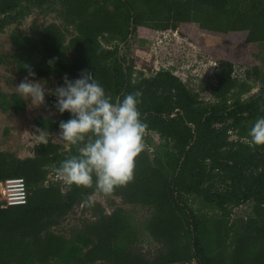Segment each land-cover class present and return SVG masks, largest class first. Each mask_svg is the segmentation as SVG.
Instances as JSON below:
<instances>
[{
    "label": "trees",
    "instance_id": "trees-1",
    "mask_svg": "<svg viewBox=\"0 0 264 264\" xmlns=\"http://www.w3.org/2000/svg\"><path fill=\"white\" fill-rule=\"evenodd\" d=\"M33 9L56 11L59 22L34 26L30 37L15 39L21 72H34L35 79L66 73L75 79L88 70L114 100L142 93L138 107L147 146L135 160L134 180L110 195L152 208L145 225L158 246H140L122 207L108 214L98 207L97 220L71 236L56 232L76 205H89L99 192L94 185L49 178L81 146L47 139L30 156L0 150V182L23 177L27 192L23 204L0 201V264H264V145L248 136L264 116V73L257 64L264 0H0V32ZM166 30L214 55L212 100L168 68L133 79L144 50L127 58L129 34L151 40ZM0 107L19 114L25 101L0 95ZM67 119L68 113L37 116L35 124L59 132ZM248 202L250 215L233 221L234 208Z\"/></svg>",
    "mask_w": 264,
    "mask_h": 264
},
{
    "label": "rangeland",
    "instance_id": "rangeland-1",
    "mask_svg": "<svg viewBox=\"0 0 264 264\" xmlns=\"http://www.w3.org/2000/svg\"><path fill=\"white\" fill-rule=\"evenodd\" d=\"M51 22H59L56 11L33 9L22 19L7 25L0 32V95H7L8 98L10 95L16 94L21 96L17 93L16 86L25 78L32 79L26 73L21 72L17 66L19 51L14 47L15 39L18 36L30 37L34 26L42 28ZM127 41V58L132 57L140 48L144 50L142 53L143 57L136 59L134 63V80L139 79L142 75L151 76L160 68H168L174 71L188 88L198 91L201 98L212 100L209 89L213 81L212 72L215 65L213 54L204 52L200 45L189 42L172 30L159 32L151 40L136 38V36L131 34V38ZM125 45L121 48L120 53L124 51ZM65 52L69 57L71 56L69 49H65ZM257 64L261 68V72L264 73V45L260 47V58ZM235 73L238 76L242 73V68L240 69L237 64ZM36 80L45 83L46 103L44 105L33 106L29 99L21 96L25 101V108L21 113L16 114L12 111H4L0 107V150L13 152L19 157L32 155L33 146L41 142L37 134L38 127L35 124L37 116L49 117L53 115L57 118L62 117L50 103V97L55 98V95L47 94V91L49 89L53 91L57 86L63 85V77L58 75ZM203 88H207V91H202ZM257 90L258 87L253 88L251 92L243 97L247 99L254 95ZM43 131L47 139L68 147L69 143L58 138L59 132ZM150 136L155 144L160 141L156 133L151 132ZM143 143L146 147V143L144 141ZM150 149L152 150V147ZM49 178L51 180L61 179L58 174L54 173L53 169L49 174ZM90 198L93 201L91 205H76L64 218L60 227L54 230L58 233L62 231L66 236H71L81 230L87 221L97 220L99 216L98 207L107 214L111 213L116 207H122L128 220L139 233L140 246L146 250H153L158 246L145 225L152 215L151 207L129 204L124 202L120 196L115 195L106 196L93 193ZM251 207V202L235 207L231 219L236 222L241 221L247 215H250Z\"/></svg>",
    "mask_w": 264,
    "mask_h": 264
},
{
    "label": "clouds",
    "instance_id": "clouds-1",
    "mask_svg": "<svg viewBox=\"0 0 264 264\" xmlns=\"http://www.w3.org/2000/svg\"><path fill=\"white\" fill-rule=\"evenodd\" d=\"M25 78L16 86L21 96L33 106L46 103L45 83ZM47 94H53L48 90ZM142 93L137 90L122 98L109 95L91 71L82 70L78 77L55 88L53 107L69 119L59 123V139L80 145L79 154L64 159L57 169L68 185L91 188L110 195L120 186L134 180L135 160L144 149L143 136L147 125L142 121L139 105ZM264 110V109H262ZM42 143H47L43 130H37ZM251 143L264 145V116L258 117L248 131ZM93 203L91 198L86 201Z\"/></svg>",
    "mask_w": 264,
    "mask_h": 264
},
{
    "label": "built area",
    "instance_id": "built-area-1",
    "mask_svg": "<svg viewBox=\"0 0 264 264\" xmlns=\"http://www.w3.org/2000/svg\"><path fill=\"white\" fill-rule=\"evenodd\" d=\"M26 199L27 192L23 177H9L0 182V201L5 205L23 204Z\"/></svg>",
    "mask_w": 264,
    "mask_h": 264
},
{
    "label": "water",
    "instance_id": "water-1",
    "mask_svg": "<svg viewBox=\"0 0 264 264\" xmlns=\"http://www.w3.org/2000/svg\"><path fill=\"white\" fill-rule=\"evenodd\" d=\"M129 38H131V34H129L128 39H129ZM128 39H127V40H128ZM127 40H126V41H127ZM126 41H124V42L121 44V47H120V49H119V54H120V52H121V48L123 47V45L125 44ZM52 92H53V95H55V90H53ZM190 125L192 126V124H190Z\"/></svg>",
    "mask_w": 264,
    "mask_h": 264
}]
</instances>
